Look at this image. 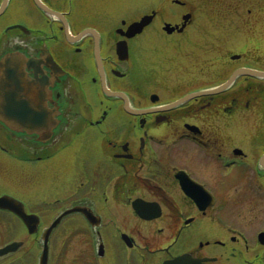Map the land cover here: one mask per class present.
Instances as JSON below:
<instances>
[{
	"label": "flooded vegetation",
	"instance_id": "1",
	"mask_svg": "<svg viewBox=\"0 0 264 264\" xmlns=\"http://www.w3.org/2000/svg\"><path fill=\"white\" fill-rule=\"evenodd\" d=\"M41 1L64 19L50 17L37 0H9L0 17V60L12 51L36 57L26 72L58 122L46 140L47 133L22 135L23 159L0 146V168H23L17 195H57L55 204L33 208L31 197L14 194L29 213L37 210L35 238L60 211L78 210L52 230L46 264H166L179 257L264 264V77L241 75L226 90L205 92L239 67L264 70V55L233 60L223 53V35L237 29L226 21L251 13L243 4L254 0H215L213 22L210 15L199 21L194 0H165L169 10L153 7L109 28L79 19V0ZM18 6L31 23L13 17ZM153 12L141 33L127 37L131 23ZM254 14L258 25L264 12ZM167 23L179 26L170 32ZM260 27L252 32L254 50L264 53ZM232 62L239 63L221 77ZM192 93L201 94L186 98ZM32 176L42 190L31 189ZM11 183L1 176L0 190H13ZM245 205L251 232L228 219ZM43 254L28 248L0 264H41Z\"/></svg>",
	"mask_w": 264,
	"mask_h": 264
},
{
	"label": "rangeland",
	"instance_id": "2",
	"mask_svg": "<svg viewBox=\"0 0 264 264\" xmlns=\"http://www.w3.org/2000/svg\"><path fill=\"white\" fill-rule=\"evenodd\" d=\"M194 1L197 2L195 5H196L197 17L199 21H204L206 20V17H208L209 15L210 16L214 15L213 12L215 10L214 8L215 0H194ZM258 2H259V7L261 8V10H264V0H258ZM74 4H75V11H78L79 19H82L83 21H85V23H88V24L90 23L95 26H101V27H107V28L116 27L117 25H120V22H122L124 18L126 19L136 18L142 13L150 10L153 7H160L161 9H166V10H169L170 8H172L170 7V5L165 3V0H86L85 2H83V0H79L75 2ZM251 5H252L251 3L246 4L244 6V10H248L250 7L253 8ZM19 8H20L19 6L16 7V9H19ZM21 8L25 10H29L31 9V6L29 4H24L22 5ZM255 9L256 7L253 8V10ZM257 10H259V8ZM164 16H166V12L164 13ZM254 16L255 15L252 16V14H246V16L239 14L237 18L233 17L226 21V24H228L229 22L232 23L230 27L237 28L236 30L235 29L232 30L231 32L232 34L223 35V38L226 40V45H227V47L225 48V52H227L226 54L227 58H229L228 56H230V54L237 53V52L239 53L243 48H245V46H247V44L245 45V43L248 40L254 43V45L251 47H255V48L259 47L257 46V43L259 42H255L252 40L254 38H257L258 35L248 32L251 30L253 31L256 26L254 27L246 26L245 27V22H248V20L252 19ZM13 17L18 18V19L24 18L29 23H31V21L33 20V17H31V15L25 12H22L21 9H19ZM10 19H12L11 16L8 19L4 20L3 23L5 24ZM248 23H251V21ZM260 29H263V27L261 26ZM244 32H247V33H244ZM261 46L264 47V43ZM249 53L250 54L257 53L259 55H264L262 51H260L259 53L253 52V51ZM165 54L166 53L164 52H160L158 59H163L161 56ZM238 63L239 62H232L231 63L233 65L232 67H225L221 70V72H218V74L221 77H226L227 75L230 74L231 70L234 68V65L235 64L237 65ZM168 64L169 63L166 62V65ZM169 66L173 68L172 63L169 64ZM170 67H167V68L171 69ZM0 133L3 134L2 138L4 139V141H7L11 145L14 151L16 152L23 151L24 145L28 140H24L22 136H19L17 134H14V136H12L11 133L7 130L1 131ZM7 133L10 134L12 137H10ZM35 166L36 165L32 166L33 169ZM21 175H23V168H19L15 165H13V171L9 172L8 174L5 172L3 168H0V177L2 176L3 179L7 182L8 181L12 182L11 186L13 190H7V191L15 195L20 192L17 189L19 188L18 184L20 185L21 183L20 181ZM30 175H33V174H30ZM49 175L50 174L46 175L47 182H50V178H48ZM31 180H34L35 182V187L31 188L32 190H42V189H39V184L36 182L37 180L36 176H32ZM38 181H39V178H38ZM41 185H45V184H41ZM25 193L27 194L24 195V198L27 199V197H31L30 200L34 204L33 206L34 208L38 206V201L42 203L44 202H51L52 204L56 203L54 201H55V197L57 198V195H55V197L49 198V196H52L50 192L47 193V195L49 196L46 199L45 198L42 199L43 197H40V196L38 197L33 196V192L31 191H26ZM20 196L22 195L20 194ZM242 209L243 210H240L239 212L235 209L236 210L234 213L235 216L230 215L228 219L231 220V222L236 223L235 226L237 227L238 230H241L242 228H246V230H249L251 232L252 228L246 225L247 215L249 213V210H246L247 209L246 205L243 206ZM11 219H12L11 216L9 219L8 217L6 218L5 216H3L2 213H0V239L3 238L8 228L13 227L14 229H18L19 223H16L15 220L12 221ZM3 220L6 221L5 224H1V223H4ZM256 223L257 222H255L254 224ZM19 229H20V225H19Z\"/></svg>",
	"mask_w": 264,
	"mask_h": 264
},
{
	"label": "water",
	"instance_id": "3",
	"mask_svg": "<svg viewBox=\"0 0 264 264\" xmlns=\"http://www.w3.org/2000/svg\"><path fill=\"white\" fill-rule=\"evenodd\" d=\"M6 0H4L0 12L4 9ZM45 8V7H44ZM48 10V9H47ZM57 14V13H55ZM153 15H147L140 21L130 25L127 36L131 37L141 33L153 19ZM187 16H184L186 20ZM185 25V24H184ZM183 25V26H184ZM178 26V25H177ZM177 26L167 23L166 30L172 32ZM236 58L237 56H233ZM36 63V58L26 57L19 52L7 54L0 63V120L3 121L11 129L18 132L26 133H50V120L45 113L44 107L46 101L39 91L37 81H33L26 72V67ZM255 74L264 76V72H258L250 69H239L235 72L228 83L219 86L211 91H221L229 86L235 77L240 74ZM210 92V91H209ZM54 122V121H53ZM0 208L12 211L24 220L31 233L37 230L39 218L34 214L25 212L23 204L10 196L0 197ZM73 210L64 212L56 219L50 229L45 233V252L48 250V240L51 230L58 225L60 220ZM22 245V242H12L0 247V258L16 252ZM185 257H180L168 264H188ZM42 261H46V255L42 257Z\"/></svg>",
	"mask_w": 264,
	"mask_h": 264
}]
</instances>
